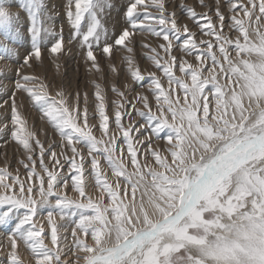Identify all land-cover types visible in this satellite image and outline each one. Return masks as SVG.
Instances as JSON below:
<instances>
[{"label": "snow or ice", "instance_id": "6c2138e0", "mask_svg": "<svg viewBox=\"0 0 264 264\" xmlns=\"http://www.w3.org/2000/svg\"><path fill=\"white\" fill-rule=\"evenodd\" d=\"M200 5L207 7L209 12L197 14L191 8L180 6L185 8L187 16L194 20L198 31L193 32L186 26L181 31L176 12L173 10L170 13L167 10L166 0H150L149 4H145V0H125L124 26L118 35L111 38L110 42L112 34L103 27L100 19L105 7L112 6L110 3L106 4V0H67L65 17L71 34L66 43L78 41L79 45L85 49L86 61L92 62V69L100 72L97 53L109 54L114 47L125 45L132 33L147 32L167 42V44H161L165 54L163 63L160 62L161 57L158 53L148 57L162 75L150 73V83L144 90L147 94L136 93L134 99L129 98L119 88L113 87L112 91L118 99L113 101L115 126L110 128V117L106 112V94L99 84L95 85L94 110L89 107L87 94H84V107L81 109L79 93L71 101L68 100L63 88L57 91L55 96H49L43 81L37 82L28 75L19 74L20 78L15 82L13 97L10 98L13 124L23 123L17 114L18 106L14 99L18 90L21 93H27L31 101L35 102V105L49 118L59 133L61 142L58 145L49 143L45 147L37 139L36 147H31L29 143L33 136L31 131L28 133V139H21L16 131L12 132V137L19 140L27 153V161H19L25 169L27 178L18 179L19 173L17 176H10L7 166L0 169V190H2L0 191V225L5 226L9 232L12 249L10 264H23L16 258L18 241L30 250L35 257V264H74V261L78 262L81 259L85 261V264H124L125 255L137 247L140 241L148 238L154 241L158 239L155 231L139 234L137 239L131 242L125 241L123 245L112 250L105 249L104 252L108 253L107 255H100L97 249L90 248L88 243L80 237L90 235L92 240L98 239L96 230L89 227V223L99 215V212L97 205L91 201L84 203L88 199L86 188L90 178L95 180L97 186H104L101 178L102 165L115 169L113 155L117 151L127 153L129 156L135 154L138 157L140 153L136 149V143L139 142L141 150L148 149L151 152L152 138L161 139L167 145L174 137L180 136L179 129L170 124L169 119L175 120L179 117L181 120L188 119L190 124L198 125L201 110L207 114L209 104L222 98L223 89L218 84L216 76L204 78L202 73L214 72L216 69L224 71L217 59V53L226 59L233 49L239 47L238 43L231 41L230 35L233 31L236 33L246 31L245 21L239 17V13L242 12L248 22L254 18L257 21L264 18V0H259L258 4L256 0H215V4L200 0ZM14 7H19L21 11L26 10L29 15V21L25 26L27 36L13 26L9 9ZM150 8L154 11H149ZM213 9L215 18L211 15ZM257 9L259 15L254 17ZM19 13V11L16 13L17 19ZM44 13L40 0L39 2L28 0L26 4L24 2L17 4L15 0H9L7 7L5 0H0V35L5 41L0 46L11 55L18 56V50L9 49L7 41L30 42V48L24 49L19 67H31L30 58L40 61L42 66L41 43L42 40L47 39V35L57 37L51 45V54L62 52V43H64L62 30L56 32L50 27H43ZM51 18V16L48 17V19ZM82 21H86V24H82ZM197 36L212 39H200L197 42ZM174 47L181 52V56L176 57L171 54ZM128 51H132L131 47ZM152 51L156 52V49L153 48ZM186 56H192L197 62L196 65L200 67L194 70L193 64L186 59ZM51 58L59 69L61 65L58 61L62 56L53 55ZM128 63V72L132 80L140 83L143 76L138 70H133L131 61ZM174 65L178 67V75L174 73ZM181 76L184 77L183 80L180 79ZM227 78L225 74V79ZM29 84L33 86L27 87L26 85ZM126 88L127 93L133 92L131 86L126 85ZM189 102L191 105H196L195 116L190 108L184 107ZM0 104L4 106V111L0 112V117H3L8 110L6 107L8 101L0 102ZM141 104L142 108L139 106ZM153 104H155V110ZM122 118L127 119L128 123H124ZM93 129H97L102 137L97 138L93 134ZM20 131L23 132L24 129L21 128ZM145 136L149 139H142ZM260 139L264 140V136ZM56 148L60 151L57 152ZM37 149L38 166L33 156ZM69 151L71 155H68ZM89 164L90 173L87 172ZM215 176L219 179V185H216L206 197L201 196V190L209 180H212V177L202 175L195 181H181V184L185 185L181 207L177 209L175 217H169L165 224L169 225L170 229L175 228L187 217L188 224H191L193 228L203 227L205 233L209 228L214 227L225 232H234L236 237L243 235L249 241L244 246H237L227 236H217L215 258L220 261V264H264V225L257 241L251 235L255 231L251 226L224 225L219 223V217L208 223L203 222L202 217L205 211L219 208L221 212L227 211L231 214L234 207L231 201L225 207L220 200V196L225 194L222 187L225 177L219 172H215ZM6 179L9 180L8 183H4ZM212 182L215 185V180ZM69 187L79 199H72L64 194V189ZM202 199L206 201L203 206L198 203ZM43 209L47 210L46 217L41 215ZM34 217L41 221L39 227ZM56 217H59L63 224H58ZM45 219L46 225L43 223ZM187 226L186 224L184 228H176L175 234L178 240L198 242L196 237L185 233ZM69 227H71V245L67 244V236L63 239L60 237L61 229L67 233ZM49 238L52 247L45 244V240ZM177 247L178 245H166L160 249L158 246L153 249L154 255L150 260L136 261L129 257V264H172L171 254ZM69 252H73L71 259L67 258ZM76 253L86 255L80 256ZM161 255L164 257L163 261L160 259Z\"/></svg>", "mask_w": 264, "mask_h": 264}, {"label": "bare ground", "instance_id": "6f19581e", "mask_svg": "<svg viewBox=\"0 0 264 264\" xmlns=\"http://www.w3.org/2000/svg\"><path fill=\"white\" fill-rule=\"evenodd\" d=\"M245 19L248 25L245 28L246 31L242 32L244 38L238 36L244 52H235L227 55L226 59L225 57L218 59L223 66V72L216 69L214 72L208 71L207 73L209 78L215 75L219 85L221 80H225V87L220 85L223 89V96L220 100L209 104L207 114L201 110L198 125L190 124L188 119L181 120L179 117L175 120L169 119V123L181 128L179 138L174 137L167 145L161 139L152 140L151 152L148 149L141 150L140 144L137 142L136 149L140 153L138 157L135 154L129 156L127 153L117 151L113 155L115 169L102 165L101 178L104 181V186H97L94 179H89L86 188L88 199L84 203L91 201L97 205L99 215L90 221L89 227L96 230L98 239L92 240L90 235L80 238L84 239L90 248L97 249L100 255L108 254L104 252L105 249H115L117 246L123 245L125 241L131 242L137 239L139 234L152 233L153 231L156 236L162 235L161 243L175 241L170 230L176 231V228L188 224V218L186 217L179 225L171 229L169 225L165 224V221L169 217H175V210L181 207V197L184 195L185 188L181 181L192 180L194 176L195 171L186 169L191 152L195 153L197 159L202 157L201 162L196 163L197 167L199 166L201 169V164L210 163L208 165H212V168L207 166V170H212L213 173L219 171L225 177L223 186L228 185V190L225 191L231 194L229 195L227 192L229 196L235 197V200L245 197V191L253 192V194H247L252 197L247 199L245 205L247 210L248 208L249 211L253 210L254 212L255 210V214L253 212L250 214L247 211L249 213L247 215L246 210L240 209V212L234 215L235 219L226 217L228 219L226 222L229 225L251 226L255 229L251 235L258 241L262 225H264V205H261L264 199V140L258 141V138L264 136V123L257 125L252 122L251 128L255 127L249 130L244 128V124L246 125L244 122L252 114H255L258 122L264 120L262 117L264 113H261V110L264 109V18L258 21L254 19L252 22H248L246 17ZM224 72H227V79L222 77ZM186 106L193 111V116H195L196 105H191L189 102ZM246 132H254L255 135L248 138L249 135L246 136ZM243 136L246 140L243 139L245 143L242 152L234 151L235 155L232 154L234 156L230 158L228 155V157L224 155V157H219L220 152L227 151V148L241 142L239 140ZM101 137L102 135L97 136V138ZM142 139H146V136ZM250 143L254 144L253 151H250L253 146L247 147V144ZM239 145L241 144L239 143ZM68 155H71L70 151ZM254 155L257 156L254 157ZM249 163H252L251 166H247ZM87 172H91L90 164ZM23 176L25 180L26 174ZM207 186L201 190V196L205 191L213 188L212 186V188H207ZM64 194L72 199H79L70 187L64 189ZM203 202L204 200L198 201L200 204ZM46 212V209L41 210V215L46 217ZM34 220H36L35 217ZM36 222L39 227L41 221L36 220ZM56 222L63 224L59 217H56ZM43 223L46 225V219ZM2 229H0V257H6L7 260V257L9 258L12 253L11 241L8 230H4L3 227ZM166 233L168 234L163 235ZM64 236H67V244L71 245V227L68 228L67 233L61 229V239ZM227 236L237 246H244L249 242L243 235L236 237L234 232H227ZM152 241L153 239L148 238L139 242L137 247L125 255L124 264H129V257L136 261H142L146 248L151 245ZM213 242L216 243L217 240H213ZM45 244L52 247L50 238L45 240ZM187 247L191 250L193 259L183 261L181 264H200L196 260L199 255L201 257L204 255L205 264H220V261L215 258V248L203 250L204 247H202V250H198L191 244H188ZM76 255L84 256L86 254L76 253ZM72 257L73 252H69L67 258L71 259ZM16 258L23 264H29V261L31 264H35V257L21 241L17 242ZM6 260L0 259V264H10V261L6 262ZM74 264H85V261L81 259L78 262L74 261Z\"/></svg>", "mask_w": 264, "mask_h": 264}, {"label": "rangeland", "instance_id": "374dc122", "mask_svg": "<svg viewBox=\"0 0 264 264\" xmlns=\"http://www.w3.org/2000/svg\"><path fill=\"white\" fill-rule=\"evenodd\" d=\"M8 2L9 0H5L6 7H7ZM20 2L21 4L23 2L26 4L28 3V0H15V3L17 4H19ZM37 2H39V0H37ZM40 2L42 6L44 7V11H45L44 16L42 17V19L44 20L43 27H46V28L50 27L53 31H56V32H61L62 30V35L64 37V43H62V52L57 53V54H51L50 52L51 45L52 43L55 42V39H57V37L47 35V39L42 40V43H41V50H42V57H43L42 66H41L40 61H37L34 58H30V64L32 65L31 67H27V66L19 67V64L24 55V49L30 48V42L26 40H20L18 42H13L11 40L7 41V45L9 49L18 50L19 52L18 56L11 55L10 52H7L4 50V47L0 46V102L8 101V105L6 106L8 109L7 113L3 117H0V169H3L5 166H7L9 175L17 176V173H19L18 179H21V180H24L23 174H26V172H25L23 165L19 164V161L20 160L27 161V153L25 149L23 148V145L19 143V140L17 138L12 137V132L16 131L19 134V137L21 139H28V133L29 131H31L33 133L32 138L29 140L31 147H36L37 139L41 141V143L45 147H47L49 143H54L58 145L61 142V139H60L59 133L55 130V127L54 125H52L49 118L44 115V113L41 111V109L37 105H35V102L31 101L28 94L21 93L18 90L16 91L14 99L18 106L17 114L21 117V120L23 121V123L20 125L13 124L12 119H11L12 100L10 98L13 97V92L15 89V82L20 78L19 74L28 75L29 77L36 79L37 82L43 81L45 90L48 92L49 96H55L56 92L60 91L61 88H63V91L67 95L68 100L71 101L73 97L77 93H79L81 109H83L84 107V102H83L84 94H87L88 99H89V107L90 109L94 110L95 108V104H94L95 85L99 84L102 90L106 94V101H107L106 112L110 117L109 127L114 128L115 125H113L114 124L113 101L118 99V97H116V95L113 93L112 91L113 87L119 88L122 92H125L131 99L135 98L136 93L147 94L146 92H144V90L147 88V86L150 83V78H149L150 73L155 72L157 76L162 75V73L155 68V64L153 63V61H151L148 57L152 55H156L158 53L159 56L161 57L160 62L163 63L164 62L163 58L165 54H164L163 48L161 47V44H167V42L163 41L162 38L152 36L151 34L147 32L132 33V35L129 38V41H126L125 45L114 47L113 50L109 54L97 53V60H98L99 68H100V72H97L95 69L91 68L92 62L86 61L85 49L79 45L78 41H73L70 44L66 43L68 37L71 34L69 24L65 17V7L67 5V0H40ZM166 2H167V10L170 13L173 10H175L176 16L178 17V20H179L181 31L183 30V27L185 26L188 27L193 32L198 31V29L195 27L194 20L187 16L185 8H191L197 14H204V13L209 12V9L207 7H201L200 0H166ZM256 2L258 4L259 0H256ZM107 3H110L112 6L110 8L105 7L103 13L100 16V19L102 21L103 27L107 29L108 33L112 34V36L110 37V42H111V38H114V35H118L122 27L124 26L123 13L125 11V8H124L125 0H106V4ZM149 3H150V0H145V4H149ZM206 3L215 4V0H206ZM181 5H184L185 8H181L180 7ZM9 10L11 12L13 26L15 28H18L24 36H27V30L25 28V26L27 25L29 21V15H27V11L26 10L21 11L19 7L10 8ZM18 11L20 13H19V18L17 19L16 13ZM149 11H154V9L150 8ZM225 12H226V9H225ZM211 15L213 16V18H215L214 9L211 11ZM257 15H258V10L257 12H254V17ZM49 16H51L52 18L48 19ZM239 17L245 21L244 27L246 28L248 23L246 22L245 17H243L242 12L239 13ZM82 24H86V21H82ZM225 31L227 30L225 29ZM243 34L244 33L242 32L236 33L235 31L230 33L231 41L234 43L237 42L239 47L236 49H233L234 51L232 50L233 52L231 51L228 55L235 53V52H240V53L244 52V48L243 46H240L241 44L238 39V36L241 37ZM242 38H244V36H242ZM196 39H197V42H199L200 39H212V38L205 37V36H197ZM4 43H5L4 38L2 35H0V45H3ZM177 43H179V41H177ZM129 47H131L132 51H128ZM153 48L156 49V52L152 51ZM171 54L176 57L181 56V52L175 47L171 50ZM53 55L62 56V58L58 61V63L61 65L59 69H57L56 63L51 58ZM221 57L222 56H220L219 53H217V59H221ZM186 58L190 63L193 64L194 70L200 67L199 65H196L197 62L194 60L192 56H186ZM129 61L132 62L131 66L133 67V70H138L143 76V80L140 83H136L132 80L131 75L128 72V67H129L128 62ZM113 69H115V71ZM174 73L177 75L179 74L178 67H176L175 65H174ZM207 73L208 71L203 72L202 76L204 78H209ZM224 74H227V72L222 73L223 78H225ZM180 79L183 80L184 77L181 76ZM126 85L131 86V88L133 89L132 93H127ZM220 85L222 87H225V80H221ZM26 86L32 87L33 85L29 84ZM181 100H182V95H181ZM139 106L142 108V104ZM184 107L188 108L186 105H184ZM153 108L155 110V104H153ZM3 111H4V106L0 104V112H3ZM261 111H262L261 113H264V109ZM262 117L264 119V116ZM247 118L248 119H246L244 122L246 123V125L244 124V128H248L249 130L255 127L254 126L251 128L252 122L253 123L255 122V124L257 125L264 123L263 122L264 120L263 121L261 120L260 122H258L256 120L257 117H255V114H252L248 116ZM122 119L124 123H128L127 119H124V118ZM137 119L142 120V118H137ZM176 127L179 129L181 133L182 131L181 128H179L178 126ZM21 128L24 129L23 132L20 131ZM97 128H98V120H97ZM249 133L250 132L245 133L246 136L249 135L248 138L250 137L252 138V136L255 135L254 132H251L250 134ZM93 134L96 136L102 135L97 129H93ZM260 138L261 137L259 136L258 141L261 140ZM146 139H149V138L146 136ZM243 139H245L244 136L242 137L241 140H239L241 141L239 142L241 145H239V143L237 142L238 144L234 145L233 147L227 148V151H224L225 154L223 151L220 152L219 157L229 156L230 158L235 155L234 151L236 152L238 151V153L242 152L243 144L245 143ZM152 140L156 141L160 139L152 138L150 140L151 145L153 143ZM247 145H248L247 147L249 148L253 146L250 149V151H253L255 149L254 144L250 143ZM56 151L59 152L60 149L56 148ZM33 156L34 158H36L37 166H38L39 164L38 149L36 153H33ZM255 156L257 155H254V157ZM198 159L195 153L191 152L190 160H189L190 164L189 163L186 164L187 165L186 169L195 171V173L193 174L194 176L192 175L193 176L192 181H195L196 179H198L200 177L199 175L201 176L203 175L205 177L206 176L213 177L212 180L215 179V182H216L214 185L212 183V180H209L204 185V186L209 185L207 186V188L211 186L214 188L216 185H219V179L216 178L215 173H213L212 170H209V169L207 170V168L211 167L212 165H208L210 163L206 165V162L205 164L200 163L201 166L203 167V168L201 167V169L203 170L202 171L199 168V166L198 167L196 166L198 162H201L202 157H199ZM251 164L252 163H249V165L247 166H251ZM209 171H210V174H209ZM216 172H219V171H216ZM225 180L226 179H224V182ZM210 181L211 183H209ZM8 182H9L8 179L4 181V183H8ZM223 185L222 187L224 189L225 194L223 196H220V200L224 203L225 207L227 206L228 202L231 201V203L234 206L231 210V214H229L227 211L221 212L219 208L205 211L202 217V220L204 223H208L209 221H212L216 219L217 217H219L220 218L219 223L224 224V225H229L227 224L229 217L233 219L234 215L240 212V209L244 211L246 210V212L249 211V208L248 210L246 209L247 206L245 205V203L247 199L252 197L250 194L249 196L247 194L248 193L253 194V192L251 190L245 191L246 193L245 197L240 198V199L236 198L235 200L233 199L234 198L233 196L232 197L229 196L231 194L228 191H225V190H228V185H226V187ZM212 189H208L207 191H205L203 193V196L206 197L207 195H209ZM227 192L229 193V195ZM204 202L206 203L205 200ZM204 202L201 204V206L205 204ZM241 203L243 204L241 205ZM261 205H264V199ZM242 207L245 209H243ZM252 212L253 210L249 211L250 214ZM176 213H177V210H175V214ZM249 213L247 212V215H249ZM253 214H255V210ZM247 219H250V218H247ZM184 225L180 226L179 228H184L185 227ZM187 225L188 226L187 228H185V233L189 236L196 237L198 242L192 243L189 240H184L183 242H181L178 240L175 234V231L170 230L173 233V238L175 239V241L173 242L166 241V242L161 243L160 240L162 239L161 238L162 235H158L157 236L158 239L155 241L153 240L151 245L146 248L145 256L142 261H148L153 257L154 255L153 248L155 249L159 246L160 249H163V247L166 245H178V247L176 248V251H174L171 254V261H172V264H181L183 261L193 259L192 254L190 253L191 250L187 247L188 244H191L193 248H196L198 250H202L201 249L202 247H204L203 250L213 249L216 247L215 246L216 243H214L213 240H217V236H227V232L219 228H214V227L209 228L207 233H205L203 227L193 228L191 224H187ZM2 227L4 228V230H6L5 226L0 225V229H2ZM168 233L163 234V235H167ZM209 243L210 244L212 243V244L210 245ZM212 245L214 247H211ZM3 258L0 257L2 261H5L6 257H3ZM197 258L198 259L196 260H198L200 264H203V263L205 264L204 255L202 257L199 255ZM160 259L161 261H163L164 257L161 255ZM8 261H10V257L9 258L7 257L6 262Z\"/></svg>", "mask_w": 264, "mask_h": 264}]
</instances>
